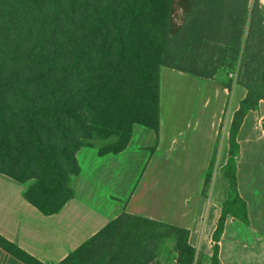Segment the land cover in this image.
<instances>
[{
    "label": "trees",
    "instance_id": "1",
    "mask_svg": "<svg viewBox=\"0 0 264 264\" xmlns=\"http://www.w3.org/2000/svg\"><path fill=\"white\" fill-rule=\"evenodd\" d=\"M163 68L204 79L238 68L247 91L223 168L228 198L212 257L220 264L228 216L249 223L236 158L241 125L264 101L259 0H0V174L28 183L25 199L45 216L60 213L75 195L81 149L118 155L135 126L159 133ZM189 237L187 229L125 212L57 264H153L171 239L177 264H195ZM0 248L23 264H46L2 234Z\"/></svg>",
    "mask_w": 264,
    "mask_h": 264
},
{
    "label": "crops",
    "instance_id": "2",
    "mask_svg": "<svg viewBox=\"0 0 264 264\" xmlns=\"http://www.w3.org/2000/svg\"><path fill=\"white\" fill-rule=\"evenodd\" d=\"M170 71L185 77L184 83L193 82L190 87L194 94L202 93L199 114L176 112L175 102L165 104L162 91L159 133L135 126L131 143L118 155L100 156L97 148L81 149L77 155L81 172L72 180L75 195L56 215L45 216L25 199L28 183L0 174V234L40 261L57 264L126 212L189 230V243L196 250L195 264H212L213 235L228 198L223 168L229 157L230 129L247 91L235 78L228 83L223 78L226 72L204 79ZM176 144L177 190L170 188L166 199L159 190L155 192L162 179L151 177L148 184L142 181L151 167L155 169L152 176L156 172L161 175L159 169L165 168V162H153L158 150L169 152ZM238 144V190L247 204L249 223L228 216L219 242V260L220 264H264V101L246 115ZM191 148L206 149L199 160ZM219 148H224L221 158ZM213 159L212 181L204 195L206 173ZM216 163L220 165L215 171ZM169 242L173 243L176 262L175 241L171 239L163 244L153 264H165L162 253ZM0 264L23 263L0 248Z\"/></svg>",
    "mask_w": 264,
    "mask_h": 264
},
{
    "label": "rangeland",
    "instance_id": "3",
    "mask_svg": "<svg viewBox=\"0 0 264 264\" xmlns=\"http://www.w3.org/2000/svg\"><path fill=\"white\" fill-rule=\"evenodd\" d=\"M252 1L254 2L255 0H252ZM262 1L264 2V0H262ZM178 15L180 16L181 13L178 12ZM175 18L177 21V8H176ZM170 70L171 69L163 68L162 76H161V87H162L161 92L163 91L162 94H163V96L165 95V100H164L165 104L169 102L172 105V102H175L174 105H175V111L176 112L178 109L179 111H183V112L188 111L191 116L194 114H199L201 111V108L203 106V104H202V99H203L202 93H200V92L196 93L195 92V94H194V91H195L194 88L190 87V84L193 85L194 83L193 82L190 84L184 83L187 80L185 77H181L180 75H177L174 73H169V72H171ZM236 70H237V72L231 73L233 76H231V74H229V73H225V74H223V78L225 80H227L228 83H230L231 80H234V78L237 80L238 68ZM191 99H192V101H190ZM194 127L195 126L193 125V127L190 129H194ZM220 131L222 132V136H223L225 133V132H223V128H221ZM189 134H190V130H188V132L185 134V136L187 137ZM182 139H183V137L180 140H182ZM175 147L176 148H173L169 152H166V150L164 148H161L160 150H158V153H157L158 157L156 159H154L153 162H155V164H157V162H158L160 165L162 164V162H165V168L159 169V172H161L160 176H159L158 172H156L155 176H152V173L155 172V169H152V167H151V173H150V171L146 172V174L143 177L144 181H142L143 184H144V182L148 184V181L150 182L151 177L157 178V179H162L161 184H159V186H157V189H155V192H157L159 190L158 194L161 193L160 196L165 195V198L167 196H169L170 188L174 189L173 192H175L177 190V155H178V149L179 148H177V144L175 145ZM134 148H135V146H134ZM191 149L192 150L195 149L194 152L196 153L197 157L200 160L201 156L203 155V151L206 148H191ZM223 150H224V148H219V150H218V152L220 154V156H219L220 158H221ZM148 151L150 152V150H148ZM219 159H218V161H219ZM218 163H220V162H218ZM216 165L217 166L215 168V171L219 169L220 164L216 163ZM171 181H172V185L170 184ZM137 190L135 193H137ZM166 199H168V198H166ZM172 248H173V243L169 242L166 249H165V252L162 253V257L164 259L165 264H177V260H176V262H174V260L172 258V253H173Z\"/></svg>",
    "mask_w": 264,
    "mask_h": 264
},
{
    "label": "built area",
    "instance_id": "4",
    "mask_svg": "<svg viewBox=\"0 0 264 264\" xmlns=\"http://www.w3.org/2000/svg\"><path fill=\"white\" fill-rule=\"evenodd\" d=\"M259 1L261 2L262 5H264V2L262 0H259ZM231 76H233V75H231Z\"/></svg>",
    "mask_w": 264,
    "mask_h": 264
}]
</instances>
